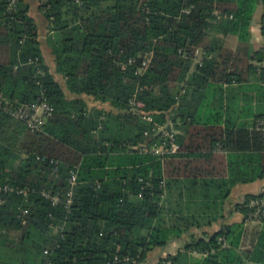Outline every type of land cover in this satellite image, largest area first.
Segmentation results:
<instances>
[{
	"label": "trees",
	"instance_id": "trees-1",
	"mask_svg": "<svg viewBox=\"0 0 264 264\" xmlns=\"http://www.w3.org/2000/svg\"><path fill=\"white\" fill-rule=\"evenodd\" d=\"M36 1L67 90L112 110L69 98L45 60L29 0H0V92L11 106L45 99L55 109L42 130L21 121L16 145L0 139V186L28 189L0 206V264H107L116 256L142 263L190 228L225 218L235 186L264 179V130L256 128L264 113L252 126L238 122L228 89L254 76L264 91V66L251 63L264 62V48L245 57L224 43L229 35L251 40L259 5L264 35V0ZM135 94L180 131L178 154L140 149L153 140L145 136L151 124L131 112ZM12 118L0 108V135ZM262 199L248 195L237 206L242 223L193 238L186 250L204 254L202 264H264V217H251V203ZM248 221L261 227L243 247Z\"/></svg>",
	"mask_w": 264,
	"mask_h": 264
},
{
	"label": "crops",
	"instance_id": "crops-1",
	"mask_svg": "<svg viewBox=\"0 0 264 264\" xmlns=\"http://www.w3.org/2000/svg\"><path fill=\"white\" fill-rule=\"evenodd\" d=\"M31 3L30 15L36 20L39 28V40L41 42V49L43 51L46 62L51 68L52 73L56 79L62 83L66 94L69 98L83 99L87 104L89 110H106L111 111L112 107L108 103L97 101L94 97L88 95L78 96L71 94L65 85L63 77L56 72L55 58L48 45L47 38L49 36L48 23L43 14L39 10V3L36 0H29ZM255 17V16H254ZM261 17H257L252 24L251 32L252 38L248 43H243L237 36L229 35L225 37V47L233 50L242 56L248 57L252 51H259L264 48V35L261 33ZM254 65L264 66V62L251 61ZM247 80L241 85L234 83L228 86L231 96L238 101V122H245L252 126L256 121V117L264 113V91L261 89L262 83H258L256 77L247 76ZM260 86V87H258ZM227 89V86H224ZM216 103L203 108V115L206 116L209 110L217 109ZM201 107V105H200ZM205 118V117H204ZM180 133L179 130H177ZM264 193V179L255 181L253 183L238 184L231 192L230 197L226 201L225 218L209 225L194 226L190 228L181 238L171 240L167 245L157 247L149 252L145 261L141 264H157L162 259L175 257L179 255H186L187 264H202L205 260V255L199 252L186 250V246L194 240L193 238H202L205 235H213L220 231L225 224L242 223L245 216L237 210V206L245 202L248 195H260ZM260 224L252 221L246 223V236L243 241V247L249 246L250 241L254 238L255 232L260 229ZM181 260V259H180ZM257 264V263H251Z\"/></svg>",
	"mask_w": 264,
	"mask_h": 264
},
{
	"label": "built area",
	"instance_id": "built-area-1",
	"mask_svg": "<svg viewBox=\"0 0 264 264\" xmlns=\"http://www.w3.org/2000/svg\"><path fill=\"white\" fill-rule=\"evenodd\" d=\"M152 55V54H151ZM151 55L143 62L142 69L146 70L150 64ZM132 62V60H131ZM132 108L131 112L143 116V118L151 124V128L145 132L146 137H151L152 142L144 144L141 146L145 153H152L153 155L160 156L161 158L168 157L171 155H176L180 152V143L178 140V131L175 130L170 122L161 123L158 122L153 115L145 111V102L138 99L137 94L134 95L131 102ZM0 108L5 109L13 117L22 121L29 129L36 131L42 130V128L47 124V122L53 116L55 109L52 104L47 100H41L37 103L22 104L17 107L11 106L7 98L0 92ZM256 128L258 130H264V118L258 119L256 121ZM156 139V140H154ZM78 172L79 167L73 170L69 177V183L71 185V190L68 193V205L72 201L74 194V186L78 183ZM15 193L19 196L26 197L28 195V189L21 187H14L10 185L0 186V206L6 201V198ZM46 197H49L48 193H44ZM56 202L57 197L53 198ZM251 206L257 207V211L251 217L255 219L256 222H260L264 217V199L253 201ZM24 214H28V210L24 211ZM48 253V252H46ZM159 263V262H158ZM157 263V264H158ZM48 264H52L48 262ZM107 264H141L139 263V257L132 256H116L112 261ZM163 264H172L171 261H164Z\"/></svg>",
	"mask_w": 264,
	"mask_h": 264
},
{
	"label": "rangeland",
	"instance_id": "rangeland-1",
	"mask_svg": "<svg viewBox=\"0 0 264 264\" xmlns=\"http://www.w3.org/2000/svg\"><path fill=\"white\" fill-rule=\"evenodd\" d=\"M262 14H263V6L259 5L255 13L254 21L257 17H261ZM12 119L13 122H7V125L5 124V129L7 130L5 131V134L0 135V139H2L1 144H8V145L12 144L14 146L18 142L20 135H17V133L19 132L20 127H22L23 125L20 123L21 121L19 119L15 117H13ZM4 138H7V140L3 141Z\"/></svg>",
	"mask_w": 264,
	"mask_h": 264
}]
</instances>
